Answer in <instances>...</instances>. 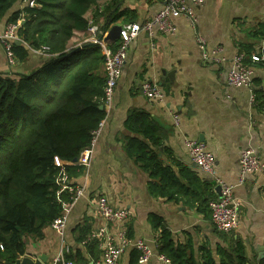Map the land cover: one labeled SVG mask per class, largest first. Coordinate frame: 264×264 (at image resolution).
<instances>
[{"label":"trees","instance_id":"obj_1","mask_svg":"<svg viewBox=\"0 0 264 264\" xmlns=\"http://www.w3.org/2000/svg\"><path fill=\"white\" fill-rule=\"evenodd\" d=\"M20 1L25 0H0V20H21L17 33L26 43L13 42L15 57L25 61L32 48L45 46L48 58L29 73L0 71V264L23 255L29 240L43 239L45 228L62 215L79 187L72 179L87 168L78 163L81 151L91 144L93 131L106 116L100 108L106 82L102 47L94 42L72 45L71 38L76 31L88 30L87 12L94 6L92 23L102 32L123 16V22L136 21L133 10L120 9L122 0H35L34 6L24 2L13 11ZM251 34L264 40V23ZM116 45L117 40L110 43ZM257 50L243 43L239 51L248 56L246 63L264 66V59L251 61ZM256 85L254 105L264 112V88ZM124 126V150L149 174V193L195 207L212 220L210 204L219 197L216 185L182 161L162 160L161 151L172 153L151 113L131 109ZM151 221L158 231L155 250L171 264H264V256L257 263L248 258L243 239L234 233L229 237L216 228L225 244L215 252L203 244L197 255L192 243L179 241L162 217L151 216ZM75 232L77 244L67 247L66 258L75 264L96 262L102 250L99 238L89 239L91 223L84 220ZM128 236L135 239L130 225ZM140 255L139 249L131 248L129 264H140Z\"/></svg>","mask_w":264,"mask_h":264},{"label":"crops","instance_id":"obj_2","mask_svg":"<svg viewBox=\"0 0 264 264\" xmlns=\"http://www.w3.org/2000/svg\"><path fill=\"white\" fill-rule=\"evenodd\" d=\"M164 3L165 0H122L120 9L133 10L134 19L142 21L153 16ZM23 5V1L18 2L13 11ZM94 8H90L87 16ZM195 11L197 28L188 18L180 16L172 19L173 32H159L152 37L142 31L132 40L112 107L102 121L93 159L82 175L72 179L85 189L84 194L73 204L64 234L61 236L49 225L43 239L29 240L28 250L46 253L51 258L61 249L77 244L75 228L79 223L89 221L92 230L104 225L105 220L95 210V201L100 195L114 205L130 209L127 229L130 225L133 237L146 239L154 249L153 256L143 264H171L161 260L155 250L158 231L151 221L155 215L163 218L179 241L192 243L197 255L203 244L214 252L219 244H225L224 235L212 220L195 207L149 193V174L127 155L122 141L128 133L124 126L127 114L138 108L150 112L161 126L164 143L172 153L161 151L164 162L171 163L173 158L182 161L217 186L213 176L194 163L185 146L186 139L203 138L201 141L216 157L217 175L234 185V195L241 202L239 228L234 236L243 239L252 262L262 258L264 171L250 173L241 181L239 159L242 150L252 146L264 160V112L251 101L247 87L231 86L226 77L241 44L249 43L256 49L263 41L251 33L257 24L264 23V0H206ZM125 19L123 16L115 24ZM6 24V18L0 20V32ZM197 32L204 36L209 49L222 47V61L202 58ZM81 33L76 32L70 44L76 39L84 43ZM47 58L45 53L31 50L25 61L10 64L0 41V71L10 75L29 73L42 66ZM254 70V80H257L254 86L264 88V66L254 65ZM144 79L156 80L162 85V100H149L142 94L140 86ZM174 114L179 115V125L175 124ZM131 248L135 247L125 250L119 264H129ZM90 264H104L102 256Z\"/></svg>","mask_w":264,"mask_h":264},{"label":"built area","instance_id":"obj_3","mask_svg":"<svg viewBox=\"0 0 264 264\" xmlns=\"http://www.w3.org/2000/svg\"><path fill=\"white\" fill-rule=\"evenodd\" d=\"M206 0H165L163 7L158 10L153 16L142 21H125L121 24L120 36L117 39L115 48L110 46V41L105 40L107 34L100 30V25L92 23L90 19V26L88 30L83 31V40L85 42L99 43L105 54L104 74L106 82L104 85V94L102 96L106 114L110 111L115 91L122 74L124 64L128 55L129 47L134 38L142 32L146 31L152 37L159 32H173L175 26L172 22L173 18L186 17L191 24L197 28L198 16L195 7L201 6ZM29 5L34 6L35 0H25ZM92 20V21H91ZM21 25V20L18 22H9L5 28L0 32V41L3 44L7 58L10 64H15L17 58L13 52V42L20 39L18 36V29ZM78 32V31H76ZM197 43L201 50L202 58L205 60L211 59L215 61H222L221 50L222 47H215L209 49L207 41L203 35L196 33ZM82 44V42H81ZM78 44V45H81ZM32 51L46 53V47L35 49ZM248 56L244 51L236 53L232 60L230 69L227 72V84L235 87H247L251 92V101L254 103V65L245 62ZM264 59V40L259 46L258 50L251 55V61L257 62ZM140 90L142 94L149 100L158 101L164 97V90L162 85L156 80L144 79L141 83ZM175 124H180L178 114H174ZM103 121V120H102ZM93 131L91 144L81 151L78 158V163L89 166L91 163L97 138L99 136L101 125ZM185 146L188 148L191 159L203 171L213 176L217 185L221 186V195L211 201L212 222L215 227L224 233H235L239 228L241 202L234 195V185L222 180L216 171V157L214 153L207 147L206 143L200 140L186 139ZM57 163H61L57 159ZM241 170V181H244L246 176L250 173L264 171V160L261 153L252 146L246 147L242 150L239 159ZM84 188L78 187L75 190L74 197L71 202L65 205V209L59 217L55 218L51 226L61 236L64 234L70 210L83 193ZM96 212L105 220V224L97 229L92 230L89 239L99 238L100 248L102 250V259L104 264H119V260L125 250L134 246L141 251L139 257L140 264L146 263L154 254V249L150 243L144 238L133 239L128 236V229L126 223L131 218V211L124 206L112 204L109 199L100 195L95 201ZM86 242V241H85ZM83 242V243H85ZM67 250V249H66ZM64 249H61L55 256L48 258L44 264H75L74 261L67 259ZM158 257L170 262V259L164 254H158Z\"/></svg>","mask_w":264,"mask_h":264},{"label":"water","instance_id":"obj_4","mask_svg":"<svg viewBox=\"0 0 264 264\" xmlns=\"http://www.w3.org/2000/svg\"><path fill=\"white\" fill-rule=\"evenodd\" d=\"M121 32V24L116 23L113 24L110 29L107 31L106 36L104 37L105 40H108L110 42H113L117 40L120 36ZM15 42L17 44H21L20 39H16ZM169 75L172 77L173 72H169ZM101 109H104V104L100 105ZM203 140V138H200V141ZM216 190L218 192V195H221V186L217 185ZM264 256V246H262V249L260 251V257ZM48 260V255L46 253L38 254L34 252L33 250H27L23 255L19 256L15 261H5V264H44Z\"/></svg>","mask_w":264,"mask_h":264},{"label":"rangeland","instance_id":"obj_5","mask_svg":"<svg viewBox=\"0 0 264 264\" xmlns=\"http://www.w3.org/2000/svg\"><path fill=\"white\" fill-rule=\"evenodd\" d=\"M92 16H93V13H92V12H91V14H88V17H89L90 19L93 18ZM75 38H76V37H75ZM72 42H73V41H72ZM71 44H77V45H78V44H81V42H80L79 39H76V40H75L73 43H71ZM84 191H85V189L83 190V193H82L81 195L84 194ZM81 195H80V196H81ZM80 196H79V197H80ZM79 197H78V198H79Z\"/></svg>","mask_w":264,"mask_h":264}]
</instances>
